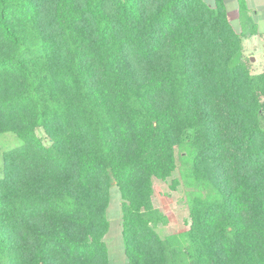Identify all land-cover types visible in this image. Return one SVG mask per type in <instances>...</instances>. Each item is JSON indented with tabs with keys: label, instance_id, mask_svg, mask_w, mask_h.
<instances>
[{
	"label": "trees",
	"instance_id": "obj_1",
	"mask_svg": "<svg viewBox=\"0 0 264 264\" xmlns=\"http://www.w3.org/2000/svg\"><path fill=\"white\" fill-rule=\"evenodd\" d=\"M238 5L239 32L222 0H0V135L19 142L0 264H109L112 182L126 264H264V72ZM177 170L190 225L161 238L152 182Z\"/></svg>",
	"mask_w": 264,
	"mask_h": 264
},
{
	"label": "rangeland",
	"instance_id": "obj_2",
	"mask_svg": "<svg viewBox=\"0 0 264 264\" xmlns=\"http://www.w3.org/2000/svg\"><path fill=\"white\" fill-rule=\"evenodd\" d=\"M206 1L208 2V0ZM255 1L257 2L258 14L254 20L257 24L258 33L243 39L242 42L245 56L250 61L252 74L264 72V4L261 3L263 0ZM230 23L233 29L239 32V16L237 22L230 20ZM37 134L43 138L45 144L48 143L41 130H38ZM9 136L0 135V168L2 166V152L19 144L17 140ZM174 180L178 182L174 183ZM152 191L153 207L164 216V222L154 226L155 232L161 238L186 232L190 225L187 198L191 190L185 187L178 170L167 180L153 179ZM109 194L110 202L106 214L109 229L103 238V242L107 247L109 264H126L121 236L122 201L114 182L111 183Z\"/></svg>",
	"mask_w": 264,
	"mask_h": 264
},
{
	"label": "crops",
	"instance_id": "obj_3",
	"mask_svg": "<svg viewBox=\"0 0 264 264\" xmlns=\"http://www.w3.org/2000/svg\"><path fill=\"white\" fill-rule=\"evenodd\" d=\"M222 1L225 5L226 15L229 22L230 20L237 22L239 16L238 0H222ZM204 2L209 6H213L215 0H208V2L204 0ZM244 3L246 7L252 12V16L255 19L258 14L257 2L255 0H244ZM261 3L264 4V0Z\"/></svg>",
	"mask_w": 264,
	"mask_h": 264
}]
</instances>
